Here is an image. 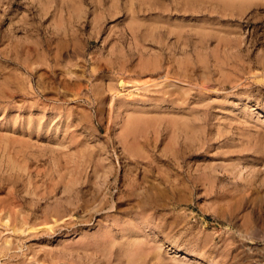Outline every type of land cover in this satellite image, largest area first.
<instances>
[{"label":"rangeland","instance_id":"rangeland-1","mask_svg":"<svg viewBox=\"0 0 264 264\" xmlns=\"http://www.w3.org/2000/svg\"><path fill=\"white\" fill-rule=\"evenodd\" d=\"M0 264H264V0H0Z\"/></svg>","mask_w":264,"mask_h":264},{"label":"bare ground","instance_id":"bare-ground-1","mask_svg":"<svg viewBox=\"0 0 264 264\" xmlns=\"http://www.w3.org/2000/svg\"><path fill=\"white\" fill-rule=\"evenodd\" d=\"M156 63H157V62H156ZM156 63H155V64H156ZM169 63H170V62H169ZM158 70H159V69H158ZM167 72H168V71H167ZM169 73H170V72H169ZM185 73H186V72H185ZM175 78H176V77H175ZM185 78H186V77H185ZM167 79H168V78H167ZM167 79H166V80H167ZM168 80H169V79H168ZM171 80L173 81V79H171ZM178 80H179V78H178ZM180 80H181V79H180ZM165 82H166V81H165ZM168 82H169V81H168ZM175 82H176V80H175ZM180 82H181V81H180ZM180 82H179V83H180ZM161 83H162V82H161ZM166 83H167V82H166ZM170 83H171V82H170ZM181 83H184V82H181ZM185 83H186V81H185ZM120 84H121L122 86L124 85L122 82H121ZM151 84H152V83H151ZM158 84H159V83H158ZM145 85H146V84H145ZM155 85H156V83H155ZM159 85H160V84H159ZM148 86H149V85H148ZM160 86H161V85H160ZM143 88H144V87H143ZM138 89H139V88H138ZM172 93H173V92H172ZM130 96H131V95H130ZM133 98H134V97H133ZM171 101H174V100H171ZM175 104H176V103H175ZM177 108H178V107H177ZM137 109H138V108H137ZM179 111H180V110H179ZM138 113H139V112H138ZM138 113H137V114H138ZM149 114H150V113H149ZM168 114H169V113H168ZM133 115H134V114H133ZM147 115H148V113H147ZM179 116H180V115H179ZM181 117H182V116H181ZM140 118H141V117H140ZM178 119H179V118H178ZM137 122H138V121H136V123H137ZM133 126H134V125H133ZM179 129H180V128H179ZM131 132H132V131H131ZM131 132H130V133H131ZM137 133H138V132H137ZM134 136H135V135H134ZM126 138H127V137H126ZM139 138H140V136H139ZM126 142H127V141H126ZM134 142H135V141H134ZM134 142H133V143H134ZM133 143H132V144H133ZM141 151H142V149H141ZM133 193H134V192H133ZM103 200H105V199H103ZM101 201H102V200H101ZM101 201H100V202H101ZM79 202H80V201H79ZM102 202H103V201H102ZM102 202H101V205L104 204V203H102ZM111 204H112V203H111ZM99 206H100V205H99ZM113 206H114V205H113ZM101 208H102V207H101ZM111 208H112V207H111ZM107 209H108V208H107ZM94 210H95V209H94ZM99 210H101V209H99ZM148 211H149V210H148ZM82 221H83V220H82ZM15 228H16V226H15ZM32 229H33V228H32ZM254 238H255V237H254ZM254 238H253V239H254ZM251 239H252V238H251ZM8 244H9V243H8ZM135 251H136V250H135ZM157 256H158V255H157ZM234 256H235V255H234ZM234 258H235V257H234ZM157 259H158V258H157ZM135 260H136V259H135Z\"/></svg>","mask_w":264,"mask_h":264}]
</instances>
